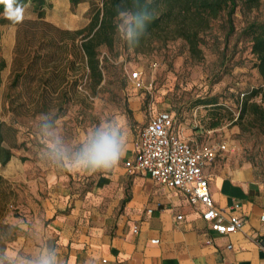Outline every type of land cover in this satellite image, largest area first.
Returning a JSON list of instances; mask_svg holds the SVG:
<instances>
[{"label":"rangeland","instance_id":"rangeland-1","mask_svg":"<svg viewBox=\"0 0 264 264\" xmlns=\"http://www.w3.org/2000/svg\"><path fill=\"white\" fill-rule=\"evenodd\" d=\"M86 7V3L74 8L66 0H56L46 18L61 27L77 29L89 20L90 9L85 13ZM263 16L264 1L250 11L238 6L234 28L223 14L204 34L202 57L192 55L182 39L156 42L153 50L142 53L125 49L123 43L113 50L103 47L107 68L101 84L81 80L63 107L37 114L34 108L13 111L10 95L22 89L11 88L17 25L0 24L1 55L6 60L0 75V121L10 126L8 144L13 145L14 152L1 171L7 180L0 202V238L5 240L4 245L0 242L2 264H19L21 259L40 255L43 199L58 181L77 191L79 182L90 173L71 171L67 163L51 159L47 141L59 140L71 157L99 125L118 122L122 115H128L134 99L141 100L146 115L154 110L174 112L181 132L191 130L199 142L227 143L225 159L233 165L250 163L264 175V133L251 123L244 131L232 120L239 114L241 92L264 86L252 43L242 34L249 22ZM32 17L35 13L29 4L25 19ZM127 21L125 18L122 23L123 30ZM135 71L141 73L142 87L132 79ZM23 99L17 98L15 105ZM253 99L264 105L260 95ZM201 100L217 101L218 105H206ZM46 122L53 125L48 130L51 136L43 128ZM216 122L219 124L214 125Z\"/></svg>","mask_w":264,"mask_h":264},{"label":"crops","instance_id":"crops-1","mask_svg":"<svg viewBox=\"0 0 264 264\" xmlns=\"http://www.w3.org/2000/svg\"><path fill=\"white\" fill-rule=\"evenodd\" d=\"M82 3L86 13L90 5ZM130 110L117 122L127 133L119 165L90 172L77 191L58 181L43 199L41 251L55 250L59 264H264L256 242L264 236V175L250 163L233 165L225 159L229 149L204 167L218 210L226 220H243L241 229L221 234L181 190L126 166L151 114L139 99ZM181 133L193 144H214L189 129Z\"/></svg>","mask_w":264,"mask_h":264},{"label":"trees","instance_id":"trees-1","mask_svg":"<svg viewBox=\"0 0 264 264\" xmlns=\"http://www.w3.org/2000/svg\"><path fill=\"white\" fill-rule=\"evenodd\" d=\"M55 1L22 0L25 5H32L35 17L16 24L11 88L22 89L15 96L10 95L13 111L26 107L28 110L34 108V114H37L63 107L72 99L81 80H89L95 86L101 84L107 68L102 58L103 47L113 50L123 43L125 49L142 53L153 50L156 42L182 39L192 55L202 57L204 34L216 19L226 14L234 28L233 16L238 6L250 11L264 0H68L74 8L82 2L90 4L88 22L77 29L64 28L47 20L48 10L55 6ZM3 12L4 5L0 4V24H12L3 17ZM144 12L151 13V20H145L146 27L141 29L135 18ZM125 18L128 21L123 30ZM130 27L134 32L131 40L127 35ZM242 34L252 43V51L258 58L257 67L264 80V16L249 22ZM1 38L0 29V75L6 67V60L1 55ZM258 95L264 101L263 85L241 92L239 114L232 116V120L244 131L251 123L264 133V105L253 99ZM19 97L24 99L15 105ZM200 103L218 105L213 100H201ZM217 124L219 122L214 125ZM9 129L6 122L0 121V160L3 165L14 155L13 145L8 144ZM6 182L0 173V202ZM0 242L4 245L5 240L0 238Z\"/></svg>","mask_w":264,"mask_h":264},{"label":"built area","instance_id":"built-area-1","mask_svg":"<svg viewBox=\"0 0 264 264\" xmlns=\"http://www.w3.org/2000/svg\"><path fill=\"white\" fill-rule=\"evenodd\" d=\"M132 79L138 86L144 85L139 71L132 74ZM228 149L229 145L225 142L210 145L191 143L177 127L174 113L169 110L153 111L140 131L135 154L126 161V166L131 171L151 175L162 185L181 190L190 204L204 207L202 215L212 223L214 230L227 234L241 229L243 220L239 216L226 220L218 210L204 167L212 162L220 151ZM2 169L0 160V173ZM182 217L178 215L179 219ZM262 219L264 220V215ZM154 242L158 240L155 239ZM256 242L264 251V236L257 238Z\"/></svg>","mask_w":264,"mask_h":264},{"label":"clouds","instance_id":"clouds-1","mask_svg":"<svg viewBox=\"0 0 264 264\" xmlns=\"http://www.w3.org/2000/svg\"><path fill=\"white\" fill-rule=\"evenodd\" d=\"M4 5L3 17L12 24L22 23L26 17L28 5L22 0H0ZM123 15V13H121ZM138 26L144 29L145 20H151V13L144 12L135 18ZM131 23V22H130ZM131 40L134 32L130 27L127 32ZM137 43H139L137 41ZM52 123L46 122L43 128L46 135L51 136ZM48 155L54 161L67 163L71 171L87 172H109L114 170L120 160L124 157L127 149V133L116 121H108L99 125L88 138L83 142L79 151L69 157L60 147L59 140L50 139L47 141ZM2 264V260H0ZM19 264H59L55 250L46 249L35 259H21Z\"/></svg>","mask_w":264,"mask_h":264}]
</instances>
